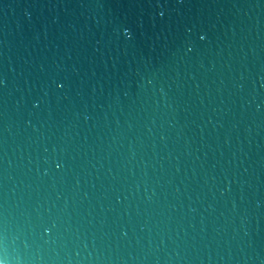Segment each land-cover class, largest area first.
I'll list each match as a JSON object with an SVG mask.
<instances>
[{
  "label": "water",
  "instance_id": "95a60500",
  "mask_svg": "<svg viewBox=\"0 0 264 264\" xmlns=\"http://www.w3.org/2000/svg\"><path fill=\"white\" fill-rule=\"evenodd\" d=\"M0 264H264V0H0Z\"/></svg>",
  "mask_w": 264,
  "mask_h": 264
}]
</instances>
